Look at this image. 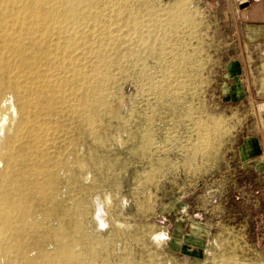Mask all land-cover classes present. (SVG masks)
Listing matches in <instances>:
<instances>
[{"label": "rangeland", "instance_id": "1", "mask_svg": "<svg viewBox=\"0 0 264 264\" xmlns=\"http://www.w3.org/2000/svg\"><path fill=\"white\" fill-rule=\"evenodd\" d=\"M124 1L144 43L111 65L108 141L86 148L106 264H264V37L232 0Z\"/></svg>", "mask_w": 264, "mask_h": 264}, {"label": "bare ground", "instance_id": "2", "mask_svg": "<svg viewBox=\"0 0 264 264\" xmlns=\"http://www.w3.org/2000/svg\"><path fill=\"white\" fill-rule=\"evenodd\" d=\"M127 4L0 0V264H106L86 148L91 136L98 151L108 141L111 65L144 43Z\"/></svg>", "mask_w": 264, "mask_h": 264}, {"label": "crops", "instance_id": "3", "mask_svg": "<svg viewBox=\"0 0 264 264\" xmlns=\"http://www.w3.org/2000/svg\"><path fill=\"white\" fill-rule=\"evenodd\" d=\"M228 3V9L237 17L240 28L249 30V34L254 37H264V0H232ZM227 73L230 74L229 68ZM192 226H188L189 234ZM187 235V234H186Z\"/></svg>", "mask_w": 264, "mask_h": 264}]
</instances>
